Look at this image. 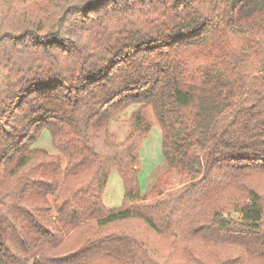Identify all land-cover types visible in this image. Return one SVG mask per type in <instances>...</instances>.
Segmentation results:
<instances>
[{"label": "trees", "instance_id": "16d2710c", "mask_svg": "<svg viewBox=\"0 0 264 264\" xmlns=\"http://www.w3.org/2000/svg\"><path fill=\"white\" fill-rule=\"evenodd\" d=\"M139 104L190 174L154 197ZM262 179L264 0H0V264H264Z\"/></svg>", "mask_w": 264, "mask_h": 264}, {"label": "rangeland", "instance_id": "374dc122", "mask_svg": "<svg viewBox=\"0 0 264 264\" xmlns=\"http://www.w3.org/2000/svg\"><path fill=\"white\" fill-rule=\"evenodd\" d=\"M139 107L146 122H148L149 130L138 145L134 152V164L137 171V180L139 188V197H154L166 189H170L182 182H186L190 177L181 165H168L164 158L161 149V129L155 118L151 106L147 104L131 105L118 111L109 123L111 135L115 140L121 141L129 131V118L133 109ZM34 145L44 147L50 152L58 153L61 160V167L64 166L67 160V154L62 152L51 144L49 133L43 129L36 139ZM61 176V172L59 173ZM61 178V177H60ZM264 186V179L260 180ZM124 188L122 180L116 169H111L103 191V203L107 207L120 205L123 200ZM130 221L117 225H111L108 228H118L128 226ZM137 227L141 229L145 239L149 236V231L143 229V225ZM78 230L70 233L68 240L77 243L79 240Z\"/></svg>", "mask_w": 264, "mask_h": 264}]
</instances>
